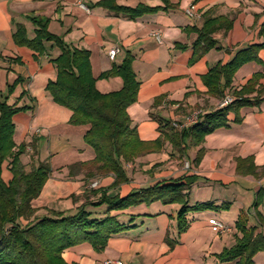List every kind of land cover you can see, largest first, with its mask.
<instances>
[{"label":"crops","instance_id":"crops-1","mask_svg":"<svg viewBox=\"0 0 264 264\" xmlns=\"http://www.w3.org/2000/svg\"><path fill=\"white\" fill-rule=\"evenodd\" d=\"M99 0H80L88 10L78 6V0H0V101L27 107L13 115V141L24 144L20 160L26 170L46 161L50 174L39 196L32 200L40 217L46 209L72 213L86 201L91 190H106L110 195L124 196L156 182L196 176L189 192V205L227 204L226 208L191 211L186 214L188 229L177 235L174 219L180 205L140 204L123 211H112L126 228L112 235L103 251L97 252L88 243L64 250L67 264H104L107 259L122 264H236V260L219 262L217 255L231 247L241 233L235 228L241 214L248 225L257 226L264 235L256 212L264 221V196L254 206L257 194L264 191V173L256 177L239 174L237 159L253 157L259 167L264 165V102L257 107L242 108L241 123L218 128L208 134L203 156L197 167L193 164L199 146H190L185 154L175 152L165 142L159 152H151L125 165L129 181L111 188L112 175L85 177L86 169L70 167L93 160L94 152L85 143L89 125L69 123L71 111L55 103L45 90L56 78L51 62L60 50L52 42L44 43L43 54L14 43L12 33L18 25L25 28L28 39L34 37L35 25L31 18L48 19L47 29L74 49L89 52V62L95 87L101 93L117 91L122 86L119 76L100 78L112 66L122 63L126 54L133 57L132 69L139 88L136 101L127 107L131 126L142 141L159 137L158 124L153 118L180 121L192 112H208L218 107L220 99L209 95L201 77L217 63H229L235 54L251 44L264 42L258 32L264 23V0H170L177 6L135 19L116 15L94 6ZM123 6L162 5L159 0H116ZM194 4L202 15L226 16L231 19L230 29L217 31L212 38L215 48L208 50L194 62L192 44L196 32L187 27H200V19H191L184 9ZM158 33V42L154 34ZM112 47L119 49L114 59L108 57ZM260 63L248 62L234 74L232 87L243 86L254 74L260 73L264 85V48L259 51ZM15 85L10 92L8 87ZM230 94L228 90L224 95ZM161 98L154 101L156 98ZM233 116L230 114L229 119ZM187 165V166H186ZM2 178L10 174L7 164L2 166ZM97 196L90 197L95 201ZM104 207L106 214H103ZM87 210L107 215L106 206H90ZM101 213L103 215H101ZM217 218L229 226V232L215 233L209 219ZM174 240L170 246L165 238ZM253 264H264V253L253 257Z\"/></svg>","mask_w":264,"mask_h":264},{"label":"trees","instance_id":"trees-1","mask_svg":"<svg viewBox=\"0 0 264 264\" xmlns=\"http://www.w3.org/2000/svg\"><path fill=\"white\" fill-rule=\"evenodd\" d=\"M160 6L138 4L135 7L119 5L116 0H99L94 6L102 7L116 15L135 19L145 14H155L167 11L177 5L170 0H159ZM196 1V0H195ZM209 11L201 15L200 27H187V31L196 32L197 38L192 44L193 55L190 62H194L208 50L215 48L217 41L212 36L217 31L226 33L231 27V19L226 16L211 17ZM35 25L34 37L28 39L25 28L18 25L12 33L15 44L26 46L43 54L44 43L52 42L60 53L51 62L56 68V78L47 83L45 90L58 105L71 111L69 123L72 125H89L84 135V141L93 152V160L77 163L71 169H86L85 177L96 178L112 175L114 181L111 188L129 181L125 165L136 158L151 152H159L165 142L180 157L192 146L199 149L193 159L198 166L202 156L205 137L218 128L229 127L231 123L242 121L241 109L257 107L264 102V85L259 83L260 73L254 74L247 82L233 88L234 74L248 62L260 63L259 51L264 48V42L251 44L238 51L227 64L217 63L212 66L201 81L207 88L209 95L224 97L228 90L234 98L227 106L200 113L198 121L182 130L171 126V121L156 117L159 137L153 141L139 139L135 127L131 126L127 107L136 101L139 82L132 69L133 57L126 54L122 63L102 73L100 78L119 76L122 86L119 90L101 93L95 87L89 62V52L85 49L70 48L62 38L51 34L48 29V19L31 18ZM259 36L264 37V23L261 25ZM15 85L8 87V92ZM156 98L154 101H158ZM27 109L16 107L6 101H0V264H67L62 254L64 250L88 243L97 251H103L109 238L122 232L126 227L119 223L112 211H123L140 204L161 202L162 204H179L180 207L174 217L177 235L188 229L186 214L191 211L205 209L226 208L227 204L215 206L213 203H195L189 205V192L196 176H185L180 179L162 180L148 187L132 191L124 196L110 195L106 190H91L84 194L86 201L72 213L56 212L46 209L40 217L35 216L36 209L32 207V200L41 193L50 174L48 162H39L36 166L26 170L20 160L25 152V145L16 146L13 141V115ZM233 118L230 120L229 115ZM7 164L10 178H2V166ZM259 169L253 162V157L238 158L236 171L239 174L257 176L264 173V165ZM95 201L90 197L97 196ZM264 196L260 190L254 206H258ZM106 206L107 215L103 218H91L87 206ZM260 225L264 221L260 213L256 212ZM247 218L241 214L236 221L235 228L241 237L229 248H224L218 255V261L236 260V264H253V257L258 252L264 253V235L257 231V226L248 225ZM172 246L175 241L165 238Z\"/></svg>","mask_w":264,"mask_h":264},{"label":"built area","instance_id":"built-area-1","mask_svg":"<svg viewBox=\"0 0 264 264\" xmlns=\"http://www.w3.org/2000/svg\"><path fill=\"white\" fill-rule=\"evenodd\" d=\"M78 6L87 11L88 8L85 6L83 3L78 0ZM184 14L191 18V19H200V13L197 11L196 7L194 4H189L185 9H184ZM155 39L159 42L160 37L158 33L154 34ZM119 49L117 47H112L108 50V57L110 59H114L115 55L118 53ZM233 97L230 94L224 95V97L219 101L218 107H224L230 104L233 101ZM200 112H192L189 115H186L182 120L180 121H171V126L175 128L176 130H182L186 127H189L196 123L198 121V115ZM187 166V165H186ZM209 225L211 227V230L215 233H223V232H229L230 228L228 225H226L223 221L217 219V218H211L209 219ZM104 264H122L120 261H113L110 259H107L104 261Z\"/></svg>","mask_w":264,"mask_h":264},{"label":"rangeland","instance_id":"rangeland-1","mask_svg":"<svg viewBox=\"0 0 264 264\" xmlns=\"http://www.w3.org/2000/svg\"><path fill=\"white\" fill-rule=\"evenodd\" d=\"M102 210H103V214H106L104 207L102 208ZM94 211H96V210H92L91 218H99L100 213L98 214V213H95ZM103 214L101 213V215H103Z\"/></svg>","mask_w":264,"mask_h":264}]
</instances>
